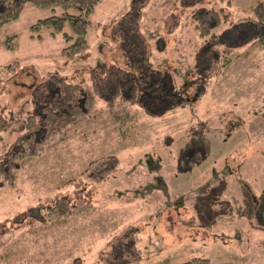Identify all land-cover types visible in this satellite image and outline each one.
I'll return each instance as SVG.
<instances>
[{"label": "rangeland", "instance_id": "obj_1", "mask_svg": "<svg viewBox=\"0 0 264 264\" xmlns=\"http://www.w3.org/2000/svg\"><path fill=\"white\" fill-rule=\"evenodd\" d=\"M257 1L146 0L141 30L151 62L166 73V88L187 101L159 114L118 104L117 112H134L126 132L94 81L105 66H124L113 24L131 0H103L96 7L90 49L74 59L62 56L60 34L43 29L40 39L31 30L52 14L49 9L28 4L0 30V114L11 124L0 133V159L21 147L26 117L44 105L54 76L97 95L89 116L48 140L46 134L32 140L37 154L19 163L12 184L0 177V264H71L76 258L83 264H158L165 258L181 264L195 257L210 264H264V46L217 77L202 81L193 71L205 42L194 13L215 8L221 16L216 31L231 30L235 37ZM12 35L16 47L8 50L4 42ZM248 35L235 52L248 48ZM15 60L17 71L4 67ZM109 155L119 158L118 167L92 178ZM62 197L72 206L66 218L53 216L45 228L32 230L28 211Z\"/></svg>", "mask_w": 264, "mask_h": 264}, {"label": "trees", "instance_id": "obj_2", "mask_svg": "<svg viewBox=\"0 0 264 264\" xmlns=\"http://www.w3.org/2000/svg\"><path fill=\"white\" fill-rule=\"evenodd\" d=\"M103 0H0V30L8 23L19 19L28 4L38 8L49 9L52 14L39 18L31 27L38 38H42V30L55 37L60 34L65 46L61 50L63 57L74 59L90 49L89 34L94 26L92 15ZM146 0H131L130 8L114 21L113 34L118 42L124 59V66L113 64L97 74L94 86L98 95L105 97L110 106V114L123 126L127 121L133 122L134 112L131 108L124 113L116 111L120 103L140 105L149 113L159 114L181 107L187 97L175 90L166 88V73L156 67L150 59L149 45L142 32L141 17ZM253 16L246 24L236 25L242 28L240 35L226 30L220 34L216 28L221 24V16L215 8H199L193 16L199 36L205 39L198 50L193 71L199 80L205 81L223 74L236 59L247 58L256 47L264 46V0H258L250 6ZM249 33L248 48L235 52L234 47L243 42V33ZM34 36V35H33ZM15 40V41H14ZM17 35L7 37L4 42L6 49L16 47ZM234 51V52H233ZM7 70L17 71L20 62L15 60L6 66ZM49 93L41 109L29 113L26 126L19 135L21 147L8 151L0 159V177L12 184L15 181L19 163H24L37 154L34 141L39 134H46V140L54 137L63 129L79 122L80 118L89 116L96 102V94L90 86L73 82L66 76H54ZM154 106V108H153ZM135 122V120H134ZM133 122V123H134ZM8 116L0 114V133L10 129ZM124 129V126L122 128ZM34 139V141H32ZM46 143V142H45ZM2 149L0 147V154ZM18 160L19 162H16ZM103 165L96 170L92 178H104L118 167L119 158L115 155L106 156ZM85 175V174H83ZM99 176V177H98ZM86 177V176H85ZM71 180H74L71 179ZM72 211L70 201L66 197L58 198L53 204L39 203L31 208L27 215L34 222L31 229L46 227L47 222L57 216L56 220L65 219ZM62 217V218H61ZM30 230V228L28 227ZM0 233H5L0 226ZM1 237V236H0ZM7 254V252H6ZM165 258L158 264H169ZM71 264H83L76 258ZM181 264H210V260L195 257Z\"/></svg>", "mask_w": 264, "mask_h": 264}, {"label": "crops", "instance_id": "obj_3", "mask_svg": "<svg viewBox=\"0 0 264 264\" xmlns=\"http://www.w3.org/2000/svg\"><path fill=\"white\" fill-rule=\"evenodd\" d=\"M261 225H262V224H261ZM262 228H264V226H263Z\"/></svg>", "mask_w": 264, "mask_h": 264}]
</instances>
